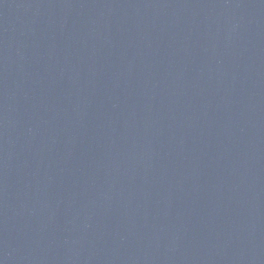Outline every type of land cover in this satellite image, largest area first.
<instances>
[{
  "label": "water",
  "instance_id": "1",
  "mask_svg": "<svg viewBox=\"0 0 264 264\" xmlns=\"http://www.w3.org/2000/svg\"><path fill=\"white\" fill-rule=\"evenodd\" d=\"M0 264H264V0H0Z\"/></svg>",
  "mask_w": 264,
  "mask_h": 264
}]
</instances>
